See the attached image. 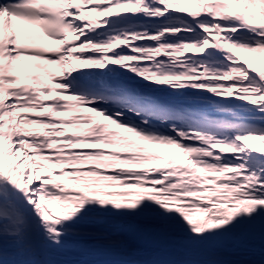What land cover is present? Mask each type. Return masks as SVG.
Returning a JSON list of instances; mask_svg holds the SVG:
<instances>
[{
	"label": "snow or ice",
	"instance_id": "6c2138e0",
	"mask_svg": "<svg viewBox=\"0 0 264 264\" xmlns=\"http://www.w3.org/2000/svg\"><path fill=\"white\" fill-rule=\"evenodd\" d=\"M0 264H264V0H0Z\"/></svg>",
	"mask_w": 264,
	"mask_h": 264
},
{
	"label": "rangeland",
	"instance_id": "374dc122",
	"mask_svg": "<svg viewBox=\"0 0 264 264\" xmlns=\"http://www.w3.org/2000/svg\"><path fill=\"white\" fill-rule=\"evenodd\" d=\"M241 55H243V54H241Z\"/></svg>",
	"mask_w": 264,
	"mask_h": 264
}]
</instances>
